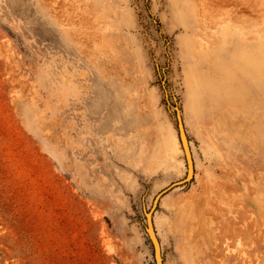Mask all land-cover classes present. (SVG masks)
<instances>
[{"label": "rangeland", "instance_id": "374dc122", "mask_svg": "<svg viewBox=\"0 0 264 264\" xmlns=\"http://www.w3.org/2000/svg\"><path fill=\"white\" fill-rule=\"evenodd\" d=\"M262 42L264 0H0V264H156L178 113L164 264H264Z\"/></svg>", "mask_w": 264, "mask_h": 264}, {"label": "water", "instance_id": "95a60500", "mask_svg": "<svg viewBox=\"0 0 264 264\" xmlns=\"http://www.w3.org/2000/svg\"><path fill=\"white\" fill-rule=\"evenodd\" d=\"M178 130H179L181 143L183 145L184 152L186 155V160H187L189 172L185 178L172 183L170 186H168L164 190L160 191L154 199V204L152 205L150 210L146 213V219H147V224H148V235H149L150 241H151L153 249H154V258H155L156 264H164V259H163V252H162L161 243L159 241V238L156 235V232L154 231L153 214H154L155 208H156L159 200L161 199V197L167 191L190 181L191 178L193 177V173H194V163H193V158H192V152L190 149L188 137H187L185 129H184V124H183L182 118H181L179 113H178Z\"/></svg>", "mask_w": 264, "mask_h": 264}, {"label": "bare ground", "instance_id": "6f19581e", "mask_svg": "<svg viewBox=\"0 0 264 264\" xmlns=\"http://www.w3.org/2000/svg\"><path fill=\"white\" fill-rule=\"evenodd\" d=\"M188 18V17H187ZM199 20H203L201 17H199ZM180 22H182L183 23V25H184V28H185V30H187V31H191V32H193V33H196L197 35H200V34H205V35H207L208 36V32H205V30H204V28L202 27V26H200L199 24H198V22H194V20H192L191 21V23H190V20H189V18H188V21H184V20H182V21H180ZM185 39H186V45L188 46V48L189 49H191V51H193V52H195L196 53V50H195V46H194V40H192L190 37H185ZM221 40V43H222V45H221V47H223L224 46V43H225V41H224V39H220ZM236 49H237V55L239 56L241 53H242V55H243V53L244 52H246V53H244V54H246V55H244L243 57H244V59L248 62V63H251L252 61H251V59L249 58L250 56H251V52L249 51V50H251L250 48H245L244 47V45H238L237 47H236ZM260 53H262V54H264V42H262V43H260L258 46H257V48H256ZM260 73L259 74H262L263 72H264V69H262V70H260L259 71ZM147 220V219H146ZM147 230H148V224H147ZM154 231L156 232V230H155V227H154ZM157 235V234H156Z\"/></svg>", "mask_w": 264, "mask_h": 264}, {"label": "crops", "instance_id": "0c3cea01", "mask_svg": "<svg viewBox=\"0 0 264 264\" xmlns=\"http://www.w3.org/2000/svg\"><path fill=\"white\" fill-rule=\"evenodd\" d=\"M230 50H231V49H230ZM230 50H229V51H230ZM203 55H205V56H209V54H207V53H205V54L203 53ZM233 57H234V55H232V58H233Z\"/></svg>", "mask_w": 264, "mask_h": 264}]
</instances>
